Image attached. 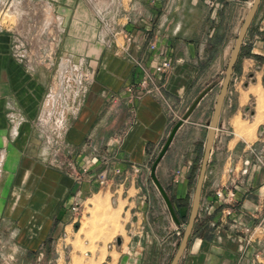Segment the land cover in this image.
Wrapping results in <instances>:
<instances>
[{"label": "crops", "instance_id": "0c3cea01", "mask_svg": "<svg viewBox=\"0 0 264 264\" xmlns=\"http://www.w3.org/2000/svg\"><path fill=\"white\" fill-rule=\"evenodd\" d=\"M248 10V0H123L117 7L103 0H0V249L51 245L73 225L75 198L104 189L124 219L114 264H165L181 223L153 181L152 158L177 115L216 84ZM45 24L41 46L36 35ZM19 39L29 43L23 51L16 49ZM60 40L59 53L80 59L74 65L80 79L68 78L67 86L57 81ZM164 59L172 67L157 72ZM239 59L244 68L264 67V0ZM222 114L179 264H264V167L251 165L248 139L232 150L226 141L227 152L218 145ZM188 122L157 168L180 221L191 162L170 152ZM258 136L264 150V132ZM100 172L107 177L103 188ZM227 186L235 196L223 203L215 191Z\"/></svg>", "mask_w": 264, "mask_h": 264}, {"label": "rangeland", "instance_id": "374dc122", "mask_svg": "<svg viewBox=\"0 0 264 264\" xmlns=\"http://www.w3.org/2000/svg\"><path fill=\"white\" fill-rule=\"evenodd\" d=\"M103 1L109 3L111 7L112 5L117 7L123 0ZM252 2L253 0H248L249 8ZM2 16L3 13H0V19H2ZM3 19L7 21L8 16ZM10 20L14 21L12 18ZM44 27H47L46 24L40 27L39 33L36 35L37 38L40 37V45H43L46 41L43 34ZM62 43V40H60L59 46L55 47H61ZM57 51L55 60L57 81L58 83L63 82L67 86L68 78L80 79L81 73L75 71L74 67V65L79 64L80 59L77 56L71 58L59 53V48ZM244 54L243 56H245ZM227 63L228 61L223 66V71L217 75V82L212 86L209 95L205 96L207 97L204 98L206 100L197 107L199 112L193 116V119L187 120L189 122L178 133L170 152V158L176 157L179 160L191 162L188 170L190 195L188 196L184 218L181 219V227L178 229L175 249L167 257L165 264H170L188 222L209 121L214 110L217 94L221 88ZM253 111L254 114H252ZM182 115L181 113L178 114L175 119L180 120ZM221 123L223 125L222 131H220L222 142L219 139L218 145L224 147L227 152L233 149L234 143L240 141V138L248 139L249 144L254 142V146H251L249 150L250 159L254 161L251 165L256 164L264 167V164H261L258 159L260 156L264 157L263 148L257 145L262 142L261 140L256 141L257 137L263 138L258 136V133L264 132V67L259 69L256 66L245 65L244 68L242 60H238L224 103ZM228 140L231 141L230 150L225 144ZM157 154L153 156L152 164ZM229 156V154H225L226 159ZM83 203L82 212L77 216V220L66 231H62L59 239H56L51 245L45 242L42 247H38L31 252L20 251L11 247L0 249V252L4 255L0 254V264H114L117 257L116 238L121 236V233H125L123 231L124 219L121 205L118 206L115 196L110 192H105L104 189L96 195H91L89 199H84ZM119 203L122 204L121 201ZM252 232L249 231V234H252ZM259 233L264 234V221L259 226Z\"/></svg>", "mask_w": 264, "mask_h": 264}, {"label": "water", "instance_id": "95a60500", "mask_svg": "<svg viewBox=\"0 0 264 264\" xmlns=\"http://www.w3.org/2000/svg\"><path fill=\"white\" fill-rule=\"evenodd\" d=\"M261 2L262 0H253L248 12L246 13L243 19L240 31L238 33V36L232 48V51H231V54H230V57L227 63L225 75L221 83V88H220L219 93L217 94L216 101L214 104V110H213L211 119L209 121L203 157L201 160V166L199 169V174H198L197 182H196L195 189H194L188 222L185 226L183 237L181 241L179 242L176 253L174 254L170 264H179L180 260L182 259L188 247L190 239L192 237L195 223H196V220L200 212L203 189H204V184H205V180L207 177L209 161H210L212 150L214 147L217 129L220 123V118H221V114L223 111L224 103H225V100H226V97L229 91L232 77L234 75L236 64L241 54V50L244 44L245 37L248 33V30L258 11V8ZM211 89H212L211 86H207L206 88H204L201 91V93L195 98V100L191 103V105L188 107V109L186 110L182 118L178 120L177 123L173 126L164 145L162 146L159 154L157 155L155 161L153 162V165L151 168V176L153 178V181L157 189L159 190L160 194L162 195L163 200L166 203V206L172 216V219L177 224L181 223L180 218L178 217L177 210L173 204L171 197L169 196L165 186L163 185V183L161 182V180L159 179L157 175V168L161 160L167 154L179 129L183 126L185 121L189 120L191 115L194 113V111L199 106L201 101L205 98V96L211 91ZM252 114H254V111L252 112ZM116 241H117V244L120 245L122 242V239L120 237H117Z\"/></svg>", "mask_w": 264, "mask_h": 264}, {"label": "built area", "instance_id": "2783aa9c", "mask_svg": "<svg viewBox=\"0 0 264 264\" xmlns=\"http://www.w3.org/2000/svg\"><path fill=\"white\" fill-rule=\"evenodd\" d=\"M28 46H29V43L27 41L19 39L17 42V45H16V49L23 51ZM150 48L155 49L156 44L152 43L150 45ZM18 53H19V57L23 60L25 58L24 54H22L20 52H18ZM171 67H172L171 60L164 59V60H161L159 63H157V65L155 66V70L157 72L163 73V72H167ZM150 77L151 76H150L149 72H147L145 75L144 83L147 80H149ZM258 159H259V162L261 164H264V157L263 156L258 157ZM97 177H98V181H99L100 186H105L107 183L106 174L104 172H100ZM226 189H227V191L225 190V188H220V189H217L215 191L217 199L223 203L227 202L229 199H233V197L235 196V188L234 187L227 186ZM83 205H84L83 199H81V197H76L73 204L70 207V213L72 215V218L74 219V222L77 220V216L81 214ZM228 213H230V211H228ZM247 231L249 232L250 229L248 228Z\"/></svg>", "mask_w": 264, "mask_h": 264}, {"label": "bare ground", "instance_id": "6f19581e", "mask_svg": "<svg viewBox=\"0 0 264 264\" xmlns=\"http://www.w3.org/2000/svg\"><path fill=\"white\" fill-rule=\"evenodd\" d=\"M55 98V95H51L50 99L48 100V102H51L53 101ZM2 158V155L0 154V159Z\"/></svg>", "mask_w": 264, "mask_h": 264}, {"label": "trees", "instance_id": "16d2710c", "mask_svg": "<svg viewBox=\"0 0 264 264\" xmlns=\"http://www.w3.org/2000/svg\"><path fill=\"white\" fill-rule=\"evenodd\" d=\"M184 218V215L182 216V219Z\"/></svg>", "mask_w": 264, "mask_h": 264}]
</instances>
